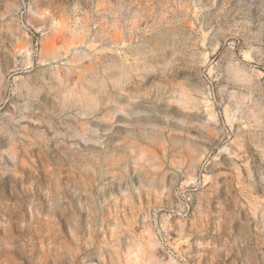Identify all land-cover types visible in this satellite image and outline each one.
Masks as SVG:
<instances>
[{
	"label": "rangeland",
	"instance_id": "obj_1",
	"mask_svg": "<svg viewBox=\"0 0 264 264\" xmlns=\"http://www.w3.org/2000/svg\"><path fill=\"white\" fill-rule=\"evenodd\" d=\"M0 264H264V0H0Z\"/></svg>",
	"mask_w": 264,
	"mask_h": 264
}]
</instances>
